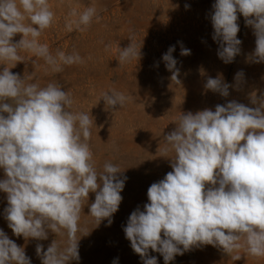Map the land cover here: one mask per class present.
<instances>
[{
    "label": "clouds",
    "instance_id": "1",
    "mask_svg": "<svg viewBox=\"0 0 264 264\" xmlns=\"http://www.w3.org/2000/svg\"><path fill=\"white\" fill-rule=\"evenodd\" d=\"M213 9L219 58L230 63L240 53L237 21L241 14L256 38L250 59L264 62V0H215ZM94 16L96 9L87 8L78 20L68 23V30L73 24L83 30L81 26L89 25ZM53 19L48 0H0V60L21 62L19 51L28 50L55 65L48 46L37 42ZM17 34L22 38L14 42ZM174 50L170 46L162 59L173 73L171 79L180 83ZM189 54L182 48L181 55ZM139 56L130 44L121 49L120 62ZM58 57L66 65L82 62L78 53L59 52ZM242 75L237 73L236 79ZM206 87L229 95V85L219 79L209 78ZM102 99L109 107H122L128 97L113 91L103 93ZM251 102L257 106L230 101L216 105L214 111L182 114L176 128L164 135V155L174 153L169 158L172 171L151 184L148 203L143 210H134L124 227L131 248L144 264H157L156 257L148 256L149 249L169 264L175 256L201 245L225 253L245 247L254 257L264 256V96ZM72 103L60 85L41 88L25 84L10 68L0 70V168L6 176L0 180V191L7 194L8 227L25 239L45 240L48 230L56 234L64 230L68 237L62 250L55 241L46 251L37 245L42 264L78 261L76 233L89 193H95L90 215L97 224L106 219L110 226L127 179L110 162L97 172L89 145L92 119L69 111ZM0 264H31L24 249L2 229Z\"/></svg>",
    "mask_w": 264,
    "mask_h": 264
},
{
    "label": "rangeland",
    "instance_id": "2",
    "mask_svg": "<svg viewBox=\"0 0 264 264\" xmlns=\"http://www.w3.org/2000/svg\"><path fill=\"white\" fill-rule=\"evenodd\" d=\"M48 3L54 19L37 42L48 46L56 64L21 50V62L0 60V70L10 68L25 84L35 83L41 88L49 83L62 86L73 100L68 110L86 113L92 119L89 145L97 172H102L104 164L110 162L120 169L121 178L127 177L122 202L110 226L106 219L97 224L90 215L95 193H89L76 233L79 260L69 264L114 261L144 264L131 248L124 227L130 214L137 208L143 210L148 203L147 190L151 184L172 171L169 158L174 153L164 155V135L176 128L182 114L214 111L216 105L230 101L256 107L252 98L264 96V62L250 59L256 46L254 30L238 14L240 53L232 62L225 63L218 56L220 42L213 39L211 15L215 0H48ZM89 7L96 9L91 23L82 25L83 30L73 24L69 31L68 23L78 20ZM73 11L75 16L71 15ZM24 23L27 25L29 20ZM21 38L22 34H17L13 41ZM130 44L140 51V56L121 63L120 51ZM170 46H175L172 56L177 60L180 83L171 79L173 73L162 59ZM182 48L189 49L190 54L181 55ZM59 52L78 53L82 62L66 65L59 60ZM56 67L60 70L56 71ZM239 72L243 75L236 79ZM209 78L228 84L229 95L224 97L208 89ZM113 91L128 97L122 107H109L102 99L103 93ZM5 178L0 168V180ZM7 203V194L0 191V229L24 249L31 264H42L36 252L38 244L43 245L44 251L54 241L61 250L67 245L64 230L57 234L48 230L45 240L14 235L5 218ZM148 256L156 257L157 264H165L158 252L149 249ZM169 264H264V256L254 257L245 247L225 253L222 248L201 245L175 256Z\"/></svg>",
    "mask_w": 264,
    "mask_h": 264
}]
</instances>
